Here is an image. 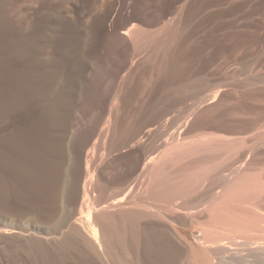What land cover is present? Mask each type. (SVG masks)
I'll return each mask as SVG.
<instances>
[{
	"label": "rangeland",
	"instance_id": "374dc122",
	"mask_svg": "<svg viewBox=\"0 0 264 264\" xmlns=\"http://www.w3.org/2000/svg\"><path fill=\"white\" fill-rule=\"evenodd\" d=\"M131 27L137 30V40L136 38H134L135 40H131L130 37L123 34V30L125 31V29L127 30ZM139 34H141L140 38ZM11 73L12 76L15 73V78L18 81H22V83L19 82L22 86L19 87V85L18 90L23 88L25 81L23 78H26L28 75L35 82L34 84L24 85V88H27L26 90L24 89V92L28 91L34 95L31 98L32 104H38L39 102V104L42 103L45 106L51 105L47 107L53 109L49 113L50 116L48 115L52 126L51 129L54 133L52 139L57 151H60L58 153L56 151L55 153V156L58 157L54 158L59 159V162L56 161L53 168L61 163L62 167L59 165L58 168H55V170L57 169L56 171L52 168L53 175H56L54 178L58 177L57 179H53V175L50 176L54 181L50 179L48 174L51 172H49L46 176H49L50 180L46 177V180L43 182V188L46 187L43 191L46 190L45 193L48 195L47 198L49 197L48 200L45 198L44 193L39 194V190H37L39 184L37 189L34 187L36 191L29 187L25 192L26 194L30 192L31 195L36 193L37 196L39 194V198L36 199L37 196L35 194V196L28 194V198L26 194L24 195L27 197L16 195L19 192L14 193L16 195L14 197L13 191L17 188V185H12V182L15 181L13 182L15 184L17 180L14 179L12 181V178H14H11L12 175H9V180L11 178L9 182H7L8 178H6L7 183H2L5 186L10 184L14 190L10 189V186L6 188V191L5 186L0 189V191L3 190V193L13 190L12 193H7L8 195L4 193L7 197L1 194L2 192L0 193V264H87V257L91 262L92 258L97 256L96 254L100 249L95 244L94 250L97 253L94 254L93 250L87 246V242L84 241L86 239L92 240L91 237H88L90 231L88 223L82 219L87 224H83L81 221L83 225L78 226L80 222H77V229L74 230L72 227L74 226L75 228L76 225L74 224L77 223L73 224L72 222L73 226L70 225L72 226L70 227L64 222L71 223L77 215V209H81L80 211L82 212L84 207H88L87 209L88 211L90 209V212H86L85 208L86 214H83V210L82 215L85 217L89 213V224L99 228L104 223L95 225L97 223H93L95 218L93 220L92 215L94 214L95 216V214H100L101 212H98V210L93 213V211L97 209L104 210L108 202L112 204L113 200L111 201V199L113 197V199L119 195H121L119 197H122V193L120 192L116 196L114 193L116 190L120 191L119 188H121L122 192L130 195V192L134 193V190L139 191L140 188H143L142 186L140 187V183H133V187L129 188L128 183L125 182L126 179H129L130 175H135V171L137 173L139 169L136 168V170L133 165L132 168L130 166L131 162L134 164V159L137 160L136 157L144 156L145 158L149 153H155L154 149L152 150L153 146H149V144L152 145L149 140L152 137H158L159 139V136L161 137L160 134L164 133L163 127L159 125V128H156L154 126L157 125L158 127V122L166 117V115L177 111L179 107L181 109L187 107V103L191 101L194 102L195 112L196 109L198 110L199 114L196 113L198 116L205 115L202 109L209 104L208 108H212L214 105L216 106L221 104V102H225L221 104L220 111H222L225 105L230 107L237 102L239 104L242 103L237 108V110H240L238 115L222 116L220 115L221 112L217 113L219 111L213 112V114L216 112L219 115L214 114L215 116H213L212 113L207 115V122H210L212 119L214 121L212 129H208L207 127V130L203 124L206 123L204 122L206 115L203 118L200 117L203 123L201 121L199 123L198 116L194 115V117L192 115L195 112L185 122L184 128L181 126L183 129L177 128V131L181 130L178 132L179 134L176 132V136L178 137L185 134L188 135L186 137H189L191 134L190 130H192L190 136H193L195 132L198 133L206 130L222 134L226 138L228 137L229 141L224 138L227 142L225 141V143L222 140L224 142L222 144H229V146H225L226 149L224 148L222 151H216L217 154H215V157L219 156L216 159L217 161L218 159L221 161V166L216 165V168L218 167L216 169L214 167L215 164L212 163L216 162L214 161L216 160L215 157L214 160L210 159L211 161L209 162L213 165H209V169L211 166L214 168L210 169V172H207V177L204 175L203 180L200 179L197 183L191 185L193 188L190 186L191 189L188 188L187 193L185 191L179 198L173 199L177 205L182 206H177L174 202H169L171 205L168 204L167 206L165 205L167 204V199H161V201L159 199L158 201L167 207L166 210L163 206L165 211L162 209L164 211L162 212L161 209L159 210V208H162L160 202L156 201V203H159L157 207L160 206L157 209L158 211L155 209V202L151 199L149 200L145 197L147 199L145 204L150 202L151 205L154 203L152 205L155 207L154 209L158 218L162 217V213L164 214L163 218H166H160V223L165 224L167 227L170 225L173 217L182 216L186 218L187 213H195V219H197L198 223L202 221L203 223H201L204 228L214 231L213 234H217L218 231L221 235L216 236V234H212V236L213 238L215 237V240L218 236L219 238L221 237L217 239L220 241L217 243L213 242V245L212 243L204 245L209 249L212 259H214L212 260L213 264H264V101H253L248 96L250 91L264 88V0H0V85L1 83L4 86L8 84V78ZM7 74H9L8 77ZM17 74L21 75V78ZM207 88H211L212 92L207 90ZM204 89L209 93L206 90L204 91ZM19 91L21 92L23 89ZM36 92H38L37 95L41 93L40 95L42 96H37ZM214 92L215 94L210 98L208 95ZM203 98L204 100L208 99L205 101L206 103L203 101ZM194 100L196 102L199 101V105ZM137 118L138 121H136ZM193 118L195 121L197 118L198 122L193 123ZM107 120L108 122H106ZM191 122L195 127H191L193 125ZM130 123L134 125L132 126ZM125 124L128 125L127 130L129 133L124 132L125 135L123 133V136V131L120 133L119 131ZM202 124L204 127H201ZM131 126L133 129L129 130ZM219 126H221L220 129ZM149 127L151 128L149 134L152 137L149 136V138L151 137L150 139L146 138L145 140H148L146 142L143 140L142 135L146 129H150ZM160 127L162 128L161 131ZM154 133L157 137H154ZM119 135L122 136L119 137ZM117 137L118 139L123 138L117 140ZM233 138L235 139L232 141ZM158 139L156 140L158 141ZM181 139L175 140L182 142L183 140ZM177 141L175 142L178 144ZM158 142H156V150L158 151H161L164 143L171 142V144H175L171 139L167 142L161 141L160 143L163 142L162 145ZM158 144L162 146L161 149ZM144 147L146 150L151 149L150 152H147L148 150L145 151ZM164 147L166 146L164 145ZM229 148L232 149L230 150ZM168 156L170 157V155ZM61 157L64 159L62 160L63 162L61 161ZM141 157L138 160L143 159ZM169 157L167 159L164 158V162ZM173 158L171 160H174ZM85 159L88 161L89 171H92V176L90 175L85 183L86 196L89 197L88 201H85L87 199L86 196L82 199L83 189L81 188V181H84V176L86 175ZM183 159L185 158L179 160L181 162L178 165L183 166L181 164ZM171 160H168L165 164L163 163L165 166L168 164L169 170L165 168V171L171 172L169 168V165L172 163ZM185 160L189 161V159ZM186 161L183 164L186 165ZM219 161L216 163L218 164ZM128 164L129 166H127ZM127 167L131 169H125ZM174 167L173 165L171 166L172 170L176 172ZM221 167L224 168L222 169ZM180 169V173H174L178 178H181L179 177L180 174L184 177L185 171L183 172L182 170L185 169L183 167ZM124 170L130 171V174L124 172ZM59 171L60 173L57 174ZM124 173H126L125 177ZM120 174L122 176L118 178L117 175L119 176ZM58 175H62V177L60 176L61 181ZM113 175H116L114 176V180ZM111 176L113 180V185L111 184L112 188L114 189L113 186L115 188L117 186L118 188L112 189L114 192L110 194L109 192L112 191L110 190L111 185L108 186L104 183L109 181ZM233 176L235 177L233 178ZM116 177L118 180H115ZM56 180L59 181L58 186L55 184ZM64 181H67L68 184L66 186V183H63L66 189L64 188L65 191L60 192L63 186L61 184ZM119 181L122 182L120 183ZM237 181L240 184H235ZM45 182H48V184ZM199 182L201 183L198 184ZM51 183L52 185H50ZM119 184L123 185L120 186ZM219 184H222L224 189ZM103 185H106V187ZM136 185L140 188L137 186L135 189L134 186ZM51 186L53 190L55 189L54 191L50 189ZM127 186L128 189L126 188ZM103 187L105 189L108 188L105 193ZM216 188L217 191H215ZM234 188H238V190H234ZM56 189L59 191L57 192ZM130 189L131 191L129 192ZM50 190L51 193H49ZM220 190H222V194ZM231 190H234L233 194ZM101 191H103L102 194ZM59 193L63 195L65 193L66 196L64 195V198L66 202L64 200V203L62 202L63 195ZM103 193L107 194L106 198L109 200L105 201L107 202L106 204L103 202L104 199L106 200ZM108 193L112 196L111 199H108L110 198L108 197ZM113 193L114 195H112ZM136 194L137 196L139 194L138 197L142 199V202H137L142 204L145 200L144 192H141L143 198L140 193L137 192ZM218 194L222 195L221 200ZM99 195L103 200L101 204H105L103 209L99 203L97 206L96 200H98L97 196L99 197ZM134 196L135 193L133 194V200L137 197ZM30 197H34L35 199H30ZM3 198L4 200H2ZM16 198H19V201ZM100 198L99 201L101 200ZM122 198L121 201L123 200L124 202L129 200L125 201V194ZM137 198L136 200H139ZM21 199L23 202H21ZM25 199L27 201L29 199L28 204L24 202L26 201ZM80 199L85 200L82 202ZM47 201L50 204H47ZM56 201L58 203L62 202V206L59 204L62 208L64 205H67L72 211L66 208V206L64 208L65 210L67 209L68 215L66 213L67 216L64 215V212L61 213L63 210L60 206L58 207V203H55ZM119 201H117L118 204L121 202ZM202 201L204 202L202 203ZM94 202H96V209H94L95 206L93 208H91L92 206L90 207ZM124 202L123 205L131 203V201ZM32 203L33 206L34 204L36 206H31ZM37 203L43 205L38 206ZM113 203L116 206L115 204L114 206L109 204L108 208L118 206L117 210L113 208L116 210V213L118 211L125 212V209L128 208L127 206H123L122 203L119 204L121 206L116 202ZM206 203L209 208L208 206L206 207ZM53 204L57 205H55L56 208ZM216 205L219 207L221 205V207L218 208ZM2 207L5 208L3 209ZM108 208L106 210L111 211ZM140 208L138 207V209ZM168 208H177L178 211L176 212V209L168 211ZM47 209L52 211V215H50L51 213ZM135 209H137V206ZM212 210L215 212L213 213ZM150 211L153 213L152 209ZM166 211L168 212L166 213ZM59 212L61 214L58 217ZM105 212L109 214L107 211ZM73 213H76V215L72 216ZM102 213L104 212L102 211ZM102 213L97 215L98 219H101ZM113 213L110 212V214L114 215ZM116 213L115 215L117 216ZM217 215H222L223 217H214ZM157 216H155L156 219ZM59 218L61 219L59 220ZM63 218H66V220L62 222ZM211 218L213 219L212 222L210 221ZM67 219L72 220L69 221ZM98 219L96 218L97 221ZM101 221L103 222V218ZM209 221L211 224L214 223L213 227L208 223ZM144 222L142 220L143 224H145ZM201 223H199V226ZM59 224L60 226H58ZM105 224L101 226L99 232L96 229L97 235L103 234L104 230L108 231L107 234L110 232ZM55 227H59L60 230H56L57 228L55 229ZM81 230L83 233L88 231L86 233L87 237L85 234H81L82 232L79 233ZM76 231L80 235H77ZM67 232L71 235L76 232L74 235L75 241L76 238L85 237L83 240L85 245L82 246L83 243L82 245L80 244L82 238L78 239L80 242H74V238H71L73 235H65ZM225 232L228 233L225 234ZM66 239V242H71V246L64 245L65 241L63 240ZM98 239H101V237L99 236ZM75 243L79 244L77 248L80 245L81 248H73L74 246L76 247ZM65 244L67 245V243ZM72 245L74 246L72 247ZM65 247L68 249L72 247V250H67ZM82 247L83 249L88 247L90 253L87 254L89 251L84 250V253L86 252L87 254L85 255L82 252ZM80 250H82L81 254L79 253ZM101 252L99 251V253ZM103 254L101 253L103 257L98 255L105 260L96 257V260L99 259L102 262L93 260L91 264L93 262V264H97L98 262L105 264L107 260L105 254ZM81 256L86 260H84L85 262L80 258Z\"/></svg>",
	"mask_w": 264,
	"mask_h": 264
},
{
	"label": "bare ground",
	"instance_id": "6f19581e",
	"mask_svg": "<svg viewBox=\"0 0 264 264\" xmlns=\"http://www.w3.org/2000/svg\"><path fill=\"white\" fill-rule=\"evenodd\" d=\"M136 28H129V29H125V31L123 30V34H125L126 36H128V37H130L131 38V40H133L134 38H136V40H137V36H138V34H136ZM139 33V32H138ZM136 34V35H135ZM157 34V33H156ZM130 35V36H129ZM131 35H133V37H131ZM140 36H139V38L141 37V34H139ZM135 36V37H134ZM135 40V39H134ZM133 42V41H132ZM131 42V43H132ZM133 44H134V42H133ZM162 44V43H161ZM157 45V44H156ZM163 46V45H162ZM29 66V65H28ZM5 67V66H4ZM29 68H30V66H29ZM11 69V68H10ZM28 69V68H27ZM26 69V70H27ZM3 70V69H2ZM8 70H9V68H8ZM16 70V69H15ZM12 71V70H11ZM33 71V70H32ZM14 72V71H13ZM12 72V73H13ZM5 73V72H4ZM10 73V72H9ZM12 73L9 75V74H7V77H8V75H9V82H8V84L6 85V86H4V85H2V83H1V85H0V189H2L3 188V186H5V185H3L5 182H6V178H8V180H7V182H9L10 180H11V178L12 177H14V178H12V181L14 180V179H16L17 181H16V183L14 184L13 182H15V181H11L12 182V185H14V186H16L17 188H15L14 186V188H15V190L17 191H15L13 188H12V186L9 184V185H7V186H5L4 188H5V191H6V188L8 187V186H10L9 188L11 189H13V190H11V191H7V193L8 194H10V192L12 193V191H13V194L15 193H18L19 192V194H16V195H22V197H27L26 195H28V194H30V192H28L27 194L25 193L26 192V190L27 189H29V187H31L33 190L36 188L37 189V187H38V184H39V187H38V189L37 190H39L38 192H39V194L41 195L42 193H44V195H45V198L48 200V198H47V196L48 195H46V190L45 191H43L44 189H46V187H44L43 188V182H44V180H46V175L49 173V172H51L52 173V170L54 169L55 170V168H58L59 167V165H61V167H62V163L61 164H59L58 165V163H57V167H55V168H53L54 166H55V164H56V161H58L59 159H55L54 157H58V156H55V153H56V151H57V149H56V146H55V144H54V140L52 139L53 138V132H52V126H51V123L49 122L50 120H49V113L53 110L51 107H47V106H49V105H44V104H42L41 102V104H39V102H38V104H35V103H33L32 104V102H31V98H32V96L34 97V95H32V93H30V92H24L27 88H24V85L26 84V85H28V84H34L35 82H33V80H32V78L28 75L26 78L24 77L23 79H25V81H24V85H23V88H21V89H23V91H19V90H21V89H19L18 90V86L20 85V83H22V81L20 80V81H18L16 78H15V76L14 75H16L15 73H14V75L12 76ZM29 73V72H28ZM31 73V72H30ZM18 74H20V73H18ZM17 74V76H19ZM26 74V73H25ZM32 74V73H31ZM30 74V75H31ZM27 75V74H26ZM23 76H25V75H23ZM35 76V75H34ZM33 76V77H34ZM37 76V75H36ZM20 78H21V75L19 76ZM18 77V79H20ZM34 78H37V77H34ZM4 79V78H3ZM3 79H2V81H3ZM16 80H17V82H16ZM35 80V79H34ZM6 82V81H5ZM20 82V83H19ZM38 82V81H37ZM16 85H17V88H16ZM180 86H181V84H179ZM3 86H4V88H3ZM22 85H20L19 87H21ZM44 86V85H43ZM179 86V87H180ZM26 87V86H25ZM32 87H33V85H32ZM182 87H184V86H182ZM41 88V87H40ZM25 89V90H24ZM38 89V88H37ZM179 89H181V88H179ZM211 88H207V90H209L210 92H212V90H210ZM206 89H204V91H205ZM206 90V91H207ZM42 91H43V89H42ZM23 92V93H22ZM40 92H41V90H40ZM177 92V91H176ZM175 92V93H176ZM37 93L38 92H36V95H37ZM42 93V92H41ZM41 93H39V95L41 94ZM44 93V92H43ZM207 93H209L208 91H207ZM33 94H34V92H33ZM202 94H204V92H202ZM206 94V93H205ZM211 95H208V94H206V95H208L210 98L213 96V94H215V92L214 93H210ZM39 95H37V96H39ZM201 95V94H200ZM42 95H40V97H41ZM248 96H249V99H251V100H255V101H264V88H262V89H255V90H252V91H250L249 93H248ZM36 97V96H35ZM39 97V98H40ZM199 98H201V97H199ZM205 98V97H204ZM204 98H203V101L205 102L206 100H208V99H205L204 100ZM49 99V98H48ZM200 100V99H199ZM195 101V100H194ZM113 102V101H112ZM191 102H192V104H191ZM191 102H189L190 103V105H189V103H187V107H183V109H181L180 107H179V109H181V110H177V111H174V112H172V113H169L168 115H166V117H164L160 122H158L159 124H158V127H157V125L156 126H154V127H156V128H159V125L161 126V127H163V133L164 134H160V133H158V134H160L161 135V137L159 136V139H158V137L157 136H155V133H154V137H157V138H153L152 137V135L151 134H149V131L151 130V128L150 129H146V131H145V133H143V135H142V137L144 138L143 140H145L146 138L148 139L149 138V136H151L149 139V141L151 142V144L152 145H150L149 144V146H153V148H152V150L153 151H155V153H149V155H147V156H145V158H144V156H142L143 157V159H141V160H138L139 159V157H141V156H139V157H136V159L137 160H135L134 159V162L136 163V165H134L132 162H131V167L133 168V166L135 167V169L136 168H139L138 169V171H137V173H136V171H135V169H134V171H135V175H126V176H129L128 178L129 179H131V180H129V179H126V181L125 182H127L128 183V186H129V188L130 187H133L132 185H134L133 183H140V187L142 186L143 188H144V190H143V188H140L138 185H136V186H134V188L136 187L137 188V186L140 188V189H142L141 191H140V189H139V191H136V190H134V193H135V196L134 197H136L137 196V192L138 193H140V195H142V198H143V194H141V192H144V201H143V203L142 204H140L139 202H137V201H140V202H142V199L141 198H139L138 196H139V194H138V198H139V200H136V198L133 200L132 198H133V192H130L131 191V189L129 190V192L132 194V196H131V194L130 195H128V193L126 194V193H124V192H122L121 191V188H119V190L120 191H117L116 190V192H114L113 190L114 189H117L118 187L116 186V188H115V186H113L114 187V189L112 188V183H113V180H114V176H116V175H113V180H112V176H111V178L109 179V181H106L104 184H106V185H111L110 186V190H112V191H110L109 193L111 194L112 192H114L115 194H116V196L119 194L118 192H120V193H122V197H123V195L125 194V197L126 198H124L125 199V201L127 200V199H129V200H127L128 202H130L131 201V203H127V201L126 202H124L123 200V202L124 203H127L126 205H123V202L121 201V199H123L122 197H119V196H121V195H119V196H117V197H115V199H111V197L112 196H110V194L108 193V197H110V198H108V199H111V201L113 200V202H116L117 203V201H119L120 203H122V205L123 206H127L128 208V210L127 209H125V212H120V211H118V213H116L115 211L117 210V208H118V206L117 207H113V208H116V210H114L113 208H112V206L111 207H109L110 209H111V211H109V210H106V208H108V206H110V205H113L114 206V204L115 203H113L112 202V204H111V202L109 203H107V202H105V201H109V200H107V194L105 195L104 193L106 192V190H108V188H104L105 189V191H104V193H103V196L106 198V200L104 199V197H103V199H104V201L100 198L101 196L99 195V197L97 196V198H98V200H96V202H97V206H98V203H99V205H101L102 206V209H103V206L106 204V206L104 207L105 209V211H107L109 214H107L104 210H100V209H97V210H95V211H93V213H95V212H97L98 210V212H101L102 213V211L104 212V213H102V215H101V219H98V216L97 215H100V214H95V216H94V214L92 215L93 216V220H94V218H95V222L93 221V223L95 224V223H97V224H95V225H99V224H102V223H104L105 224V222H106V224L105 225H107V229L108 230H110V234L108 235L107 234V230H104V233L107 235H105L104 233V235L102 234H100V235H97V230L96 229H98V232H99V229L101 228V226L102 225H104V224H102V225H100V227L99 228H96V226H93V225H90L89 224V218H90V216H89V213H87V215L84 217L83 215H82V212H83V210H84V212H85V208L86 207H84V209H82V212L80 211V210H78L77 209V211L80 213V215H78L79 213L76 211V213H77V215H76V213L74 214H72V216L73 215H76L75 216V218H74V220L73 221H71V223L70 222H68V223H66V218L64 219H62L61 221L63 222V220L65 221L64 223L65 224H67V225H72L73 226V224L74 223H77V222H80V224L78 225V223L77 224H74V225H76L75 226V228H74V226L72 227V226H70V227H72L74 230L75 229H77V225L78 226H82L83 224H85L86 222L88 223V225L90 226L89 228H90V231H89V236L88 237H91V239L93 240H84V238L85 237H83V236H81V245H82V243H83V245L82 246H84L85 244H84V242H83V240L85 241V242H87V246L88 247H90V249H92L93 250V252H94V254L95 253H97V252H95V248H94V246H95V244L97 245V247H98V249H100L99 251L103 254H105V258H106V263L105 264H213V262H212V260H214V259H212V256H211V253H210V251H209V249H207V247H205L204 245H206V244H211L212 243V245H213V242H219L220 240H217L218 238H219V236H218V238L215 240L214 238H213V236H212V234H213V232L214 231H209L207 228H204V226H203V222L201 223L200 221H199V223H201V225L199 226V223L197 222V219H195L196 217L194 216V214L193 213H185L187 216H186V218H184V217H182V216H175V217H173V219L170 221V225L167 227V226H165V224H162V223H160V218H162V219H164L163 218V216H164V214L162 213L161 215H162V217H160V218H158V216H157V214H156V211H155V209L157 210L160 206L162 207V208H159V210L161 209V211H162V209L164 210V208H163V206H164V204L162 203V202H160L161 201V199H167V200H171V201H167L166 200V202H167V204H165V205H167L168 206V204H169V202H174V200L173 199H175V198H179L185 191H186V193H187V190H188V188L189 189H191L190 188V186L191 185H193V184H195V183H197L200 179L201 180H203L202 178H204V175L206 176V174H207V172H210V169L212 170V168H216V165H220V163H221V161H219V159H218V161H219V163L217 164L216 162H218L217 161V159H216V157H218L219 158V156L217 155L216 157H215V154H217V152H218V150H220V151H222V149H224L225 148V146H229V144L228 145H223L222 143H224L225 141H226V139H228V137L226 138L224 135H222V134H217V133H214V132H210V131H206L205 129V131H202V132H198V133H193V136H190L191 134H192V130H190V132H191V134L190 133H188V134H190L189 135V137H186V136H188L187 134H185V135H180V137H178V136H176L177 135V133L179 132V131H181V130H179V131H177L179 128H181V126H183V128H184V124H185V122H187V120L188 119H190L191 117L190 116H198L197 114H199L197 111V109H196V112H195V107H194V102L193 101H191ZM196 102V101H195ZM199 102V101H198ZM198 102H196L198 105H199V103ZM203 103V102H202ZM202 103H200L201 105H204V104H202ZM206 103V102H205ZM218 103V102H217ZM224 104L225 102H221V104ZM221 104H219V105H214V107H210V108H208L209 106H210V104L209 105H206V107L204 106V108L201 110L204 114H201V115H204L205 116V118H204V122H206V123H203L202 122V120H200V117H204V116H198V119L196 118V121L198 120L199 121V123H200V121H201V123H203L204 124V126L206 127V129H207V127H208V129H212L213 127H214V121H213V119L211 120V121H213V122H211L209 119V121L210 122H207V118L206 117H208L207 115H209L210 113H212L213 114V112L214 111H219V112H217V113H220V115H222V116H224V115H226V116H233V115H235V114H237L238 115V112L240 111V110H237V108H239L241 105H242V103H240L239 104V102H237V103H235V104H233V105H231L230 107L229 106H224V109H222V111H220V107H222L221 106ZM189 105V106H188ZM198 105H196L197 107H200V106H198ZM51 106V105H50ZM213 106V105H212ZM196 107V108H197ZM201 108V107H200ZM205 109V110H204ZM54 110H55V107H54ZM169 111V110H168ZM141 112V111H140ZM195 112V113H194ZM200 112V111H199ZM202 112H200V113H202ZM142 113V112H141ZM166 113V112H165ZM168 113V112H167ZM192 113H194V114H192ZM197 113V114H196ZM216 112L214 113V114H217ZM54 114V113H53ZM192 114V115H191ZM212 114H211V118H212ZM213 114V116H215ZM49 115V116H48ZM56 115V114H55ZM165 115V114H164ZM217 115H219V114H217ZM236 115V116H237ZM51 116H53V115H51ZM194 116V117H195ZM210 117V116H209ZM194 119V118H193ZM193 119H192V121H193ZM205 119H206V121H205ZM215 119V118H214ZM136 121H138V118L136 119ZM195 121V119H194V122L193 123H195L196 122ZM197 121V122H198ZM52 122V121H51ZM62 122V121H61ZM106 122H108V120L106 121ZM105 122V123H106ZM196 122V123H197ZM104 123V124H105ZM133 123V122H132ZM132 123H130L132 126L134 125V124H132ZM137 123V122H136ZM192 122H191V124H193ZM107 124V123H106ZM203 124H202V126L201 127H204L203 126ZM105 126V125H104ZM103 126V127H104ZM108 126V125H107ZM130 126V125H129ZM132 126L131 127H129L130 129L129 130H132L133 128H132ZM195 127V125L193 124V125H191V127ZM197 126V125H196ZM54 127V126H53ZM122 127H124V128H122ZM121 128H122V130H121V128H120V131H119V133L120 132H122V135H123V133L125 132V133H129L128 132V130H127V128H128V125L127 124H125L124 126H122ZM153 127V128H154ZM160 127V128H161ZM199 127H200V125H199ZM220 127L221 126H219V129H220ZM62 128H64V127H62ZM178 128V129H177ZM183 128H181V129H183ZM54 129V128H53ZM165 129V130H164ZM201 129V128H200ZM203 129V128H202ZM207 129V130H208ZM114 130V129H113ZM162 130V128L160 129V131ZM127 131V132H126ZM159 131V130H158ZM157 131V132H158ZM159 131V132H160ZM165 131H166V135H165ZM177 132V133H176ZM188 132H189V130H188ZM125 133H124V135H125ZM162 133V132H161ZM114 134V133H113ZM157 134V133H156ZM179 134V133H178ZM122 135H119V137L120 136H122ZM123 135V136H124ZM163 135H164V137H163ZM181 137H183L182 139H181ZM123 138V137H122ZM122 138H119L120 140L122 139ZM161 138V139H160ZM224 138H226L225 140H224ZM230 138V137H229ZM118 139V137H117V140H119ZM156 139H158V141L159 140H161V141H165V142H167V141H169V139H171L173 142H175V141H177V140H183L182 142H178V144L175 142V144L174 143H172L171 144V142H169V143H164L163 144V142L162 143H160L161 141H157ZM175 139H177V140H175ZM235 138H233L232 139V141L234 140ZM175 140V141H174ZM222 140H224V142H222ZM146 141V140H145ZM148 141V140H147ZM146 141V142H147ZM228 141H229V139H228ZM156 142H158V143H160L161 145L163 144V148L161 149V147L162 146H160L159 144V146H160V149H161V151H158V150H156L157 148H156ZM227 142V141H226ZM225 142V143H226ZM180 143V144H179ZM169 144V145H168ZM231 144V143H230ZM238 144V143H237ZM146 145V144H145ZM157 145V146H158ZM164 145L166 146V147H164ZM234 145V144H233ZM169 146V147H168ZM171 146V147H170ZM150 147V148H151ZM236 147V146H235ZM145 148V147H144ZM148 148V147H147ZM233 148H234V146H233ZM159 149V150H160ZM226 149V148H225ZM228 149V148H227ZM230 150L232 149V148H229ZM236 149H237V147H236ZM145 151H147L146 150V148L144 149ZM151 150V149H150ZM150 150H148L147 152H150ZM229 150V151H230ZM152 151V152H153ZM217 151V152H216ZM220 151H219V153H220ZM58 152H60V151H57V153ZM87 152V154H89L88 153V151H86ZM226 152H228V151H226ZM146 153V152H145ZM218 153V154H219ZM235 153V152H234ZM61 154V153H60ZM57 155V154H56ZM137 155V154H136ZM143 155H144V153H143ZM146 155V154H145ZM168 155H170V157L171 158H173L174 160H171V158L168 156ZM64 156V155H63ZM169 157V159L168 160H171L172 161V163L170 164V162H169V168L171 169V172H169V171H165V168H167V170H169L168 169V164L165 166L164 164L166 163V162H168V160L166 161V162H164V158H166L167 159V157ZM173 156V157H172ZM186 156V157H185ZM130 157H131V155H130ZM129 157V159L131 160V158ZM141 157V158H142ZM187 157H189V158H187ZM214 157H215V159L216 160H214ZM85 158H87V157H85ZM182 158H185V159H189V161H186L185 159H183V162L185 163V161H186V165L185 164H183V162L181 163L183 166H181L180 164L178 165V163L179 162H181V161H179V160H182ZM213 159L214 161H216V162H212V163H214L215 165H214V167L213 166H211L210 167V169H209V165H213L211 162H209V161H211L210 159ZM221 158V157H220ZM129 159H128V161H129ZM165 159V160H166ZM62 160H64L62 157H61V161ZM185 160V161H184ZM212 160V161H213ZM59 162V161H58ZM63 162V161H62ZM188 162V163H187ZM129 164H130V162H128ZM164 163V164H163ZM208 163H210V164H208ZM129 164L127 165V166H129ZM64 165V164H63ZM133 165V166H132ZM152 165V166H151ZM173 165V167L175 168V170H176V172H179V169L180 168H182L183 167V169H185V170H182L183 172H184V174H183V172H181L183 175H184V177L181 175H179V177H181V178H178V177H176L175 176V174H178V173H176L174 170H172L173 168H171V166ZM223 165V164H222ZM163 166H165L164 168H163ZM221 166V165H220ZM117 167H119V166H117ZM53 168V169H52ZM218 168V167H217ZM216 168V169H217ZM222 169L224 168V167H221ZM61 169V168H60ZM63 169H64V167H63ZM69 169V168H68ZM125 169H128V167L127 168H125ZM129 169H131L130 167H129ZM128 169V170H129ZM164 169V170H163ZM208 169H209V171H208ZM57 170V169H56ZM55 170V171H56ZM59 170V169H58ZM137 170V169H136ZM215 170V169H214ZM213 170V171H214ZM235 170V169H234ZM62 171V170H61ZM85 171H86V175L84 176L85 177V179H84V181H81L82 182V186H81V188L83 189L82 190V192H83V196H82V199L86 196V192H87V190L85 191V183L87 182L86 180H87V178H89V176L91 175V170L89 171V164H88V161L85 159ZM119 171H121L120 169H119ZM132 171H133V169L131 170V174H132ZM180 171H181V169H180ZM232 171V170H231ZM230 171V172H231ZM64 172V171H63ZM118 172V171H117ZM117 172H115L116 174H117ZM124 172H126V173H129L130 174V171L128 172V171H125L124 170ZM212 172V171H211ZM234 172V171H233ZM48 174L49 176L50 175H53V173L52 174ZM55 174H56V172H54ZM60 173V171L59 172H57V174H59ZM65 173V172H64ZM114 173V174H115ZM120 173V172H119ZM118 173V174H119ZM121 173H123V172H121ZM126 173H124V177H125V174ZM173 173V174H172ZM175 173V174H174ZM180 173V172H179ZM222 173V172H221ZM220 173V174H221ZM133 174H134V172H133ZM215 174V173H214ZM228 174V173H227ZM230 174V173H229ZM235 174H237V173H235ZM241 174V173H240ZM9 175H12L11 176V178H10V180H9ZM71 175V174H70ZM208 175V174H207ZM48 176V177H49ZM56 176V175H55ZM54 175H53V179H57V178H54L55 177ZM59 177L61 176L62 177V175H58ZM64 176V175H63ZM66 176V175H65ZM69 176V175H68ZM73 176V175H72ZM77 176V175H76ZM92 176V175H91ZM120 176H122L121 174L118 176L117 175V177L118 178H120ZM133 176V177H132ZM178 176V175H177ZM203 176V177H202ZM210 176V175H209ZM208 176V177H209ZM236 176V175H235ZM235 176H233V178L235 177ZM47 177V178H48ZM61 177L59 178L60 179V181H61ZM117 177H116V179L115 180H118L117 179ZM207 177V176H206ZM226 177V176H225ZM224 177V178H225ZM50 179H52V177L50 176L49 177ZM48 178V179H49ZM64 178V177H63ZM66 178V177H65ZM76 178V177H75ZM222 178V177H221ZM47 179V180H48ZM49 179V180H50ZM52 179V180H53ZM58 179V180H59ZM67 179V178H66ZM227 179V178H226ZM48 180V181H49ZM69 180V179H68ZM71 180V179H70ZM130 181V182H128V181ZM224 180V179H223ZM54 181V180H53ZM53 181H51V182H53ZM57 181V180H56ZM55 181V184L57 185V184H59V181H57L56 182ZM209 181V180H208ZM220 181V180H219ZM225 181V180H224ZM232 181H234V180H232ZM6 182V183H7ZM74 182V181H73ZM120 183L122 182V181H119ZM203 182V181H202ZM3 183V184H2ZM46 183V182H45ZM54 183V182H53ZM63 183H66L65 185L67 186V181H64V182H62V184H61V186H62V191H60V192H63V191H65V189H66V186L63 184ZM126 183V184H127ZM201 182H199L198 184H200ZM226 183V182H225ZM237 183H239L238 181L235 183V184H237ZM46 184H48V182L46 183ZM73 184V183H72ZM89 184V183H88ZM88 184H87V186H88ZM115 184V183H114ZM123 184H125V183H123ZM123 184H119L120 186L121 185H123ZM130 184V185H129ZM224 184V183H223ZM227 184V183H226ZM225 184V185H226ZM240 184V183H239ZM43 185V186H42ZM50 185H52V183L50 184ZM55 185V186H56ZM75 185V184H74ZM74 185H73V188H74ZM106 185H103V186H105L106 187ZM118 185V186H119ZM219 185H221V187H223L222 186V184H219ZM55 186H53L54 188H55ZM58 186V185H57ZM65 186V187H64ZM69 186V185H68ZM126 186V185H125ZM125 186H123L124 188H125ZM128 186L126 187L127 189H128ZM218 186V185H217ZM227 186V185H226ZM238 186V185H237ZM35 187V188H34ZM60 187V186H59ZM72 187V186H71ZM192 187V186H191ZM216 187V186H215ZM232 187H234V186H232ZM232 187H229V188H232ZM43 188V189H42ZM50 188V187H49ZM65 188V189H64ZM68 188V187H67ZM73 188L71 189L72 190V192H73ZM103 188H101V189H103ZM135 188V189H136ZM193 188V187H192ZM199 188H200V186H199ZM228 188V187H227ZM36 189L34 190V191H36ZM50 189H52V186H51V188ZM60 189V188H59ZM100 189V188H99ZM103 189V190H104ZM222 189H224V187L222 188ZM235 189H237L238 190V188H234V190ZM31 190V189H30ZM48 190V189H47ZM53 190V189H52ZM55 190V189H54ZM53 190V191H54ZM123 190V189H122ZM126 190V189H125ZM132 190H133V188H132ZM195 190V189H194ZM219 190V189H218ZM226 190H228V189H226ZM226 190H225V193H226ZM233 190V191H234ZM32 191V190H31ZM33 191V192H34ZM56 191H57V189H56ZM59 191V190H58ZM57 191V192H58ZM124 191V190H123ZM126 191H128V190H126ZM215 191H217V188H216V190ZM221 191V194H222V190H220ZM219 191V192H220ZM233 191L231 190V192H232V194H233ZM2 192V193H1ZM102 192L103 191H101V194H102ZM108 192V191H107ZM237 192V191H236ZM236 192H234V193H236ZM0 193L1 194H3L4 196H5V194H7V193H3V190L2 191H0ZM49 193H51V190H50V192ZM56 193V192H55ZM66 193V192H65ZM65 193H64V195H65ZM76 193V192H75ZM93 193V192H92ZM99 193H100V191H99ZM114 193L112 194V195H114ZM124 193V194H123ZM189 193V192H188ZM0 194V195H1ZM7 194V195H8ZM14 194V197L16 196ZM24 194H26V195H24ZM36 195V193H33L31 196H33V195ZM38 194V193H37ZM39 194H38V196H39ZM56 194H58V193H56ZM60 194V193H59ZM71 194V193H70ZM192 194V193H191ZM200 194V193H199ZM203 194V193H202ZM215 194V193H214ZM223 194H224V192H223ZM2 195V196H3ZM7 195L5 196V197H7ZM24 195V196H23ZM34 195V196H35ZM51 195V194H50ZM53 195V194H52ZM60 195H63V194H60ZM62 196V202H63V200H64V202H66L65 200V196ZM129 196L128 198H127V196ZM204 195V194H203ZM226 195V194H225ZM228 195V194H227ZM3 196V197H4ZM37 196V195H36ZM37 196V198L36 199H38L39 197ZM131 196V197H130ZM210 196V195H209ZM212 196V195H211ZM215 196V195H214ZM218 196H220V200L222 199L221 198V196L222 195H219L218 194ZM224 196V195H223ZM233 196V195H232ZM9 197V196H8ZM14 197H13V199H14ZM19 197V196H18ZM21 197V196H20ZM43 197V196H42ZM41 197V198H42ZM61 197V196H60ZM59 197V198H60ZM70 197H71V195L69 196V200H70ZM81 197V196H80ZM151 199L153 202H155V207H153V205L152 204H154V203H152L151 205H150V202L149 203H147V204H145L146 202H147V199ZM206 197V196H205ZM225 197V196H224ZM234 197H235V194H234ZM2 198V197H1ZM28 198H29V195H28ZM51 198V197H50ZM55 198H56V196H55ZM54 198V199H55ZM86 200L85 201H88V198L89 197H87L86 196ZM96 198V199H97ZM99 198L101 199L100 201H99ZM131 198V199H130ZM137 198V199H138ZM172 198V199H171ZM200 198H201V196H200ZM207 198V197H206ZM205 198V199H206ZM212 198V197H211ZM210 198V199H211ZM226 198V197H225ZM233 198V197H232ZM6 200L8 199V198H5ZM10 199H12V198H10ZM17 199V198H16ZM30 199H35L34 197L33 198H31L30 197ZM43 199V198H42ZM57 199H58V196H57ZM82 199H80V200H82ZM141 199V200H140ZM160 199V201H158ZM217 199H218V197H217ZM2 200H4V198L2 199ZM9 200V199H8ZM15 200V199H14ZM13 200V201H14ZM18 201H19V198L17 199ZM17 200H16V202H17ZM26 200V199H25ZM41 200V199H40ZM44 200V199H43ZM51 200V199H50ZM49 200V201H50ZM60 201H61V198L59 199ZM84 200H82V202L84 201ZM136 200V202H134ZM148 200V201H149ZM173 200V201H172ZM176 200V199H175ZM198 200V199H197ZM202 200V199H201ZM208 200V199H207ZM216 200V199H215ZM28 201H29V199H28ZM28 201L26 200V201H24L26 204H28ZM35 201V200H34ZM33 201V202H34ZM52 201V200H51ZM59 201V202H60ZM101 201H103V202H105V204H101V203H103V202H101ZM133 201V202H132ZM146 201V202H145ZM151 201V202H152ZM156 201L157 202H160L162 205H160V206H158L157 207V204L159 205V203H156ZM185 201V200H184ZM183 201V202H184ZM200 201V200H199ZM205 201V200H204ZM204 201H202V203L204 202ZM21 202H23L22 201V199H21ZM36 202H38V201H36ZM35 202V203H36ZM43 202V201H42ZM42 202H40V203H42ZM53 202V201H52ZM51 202V203H52ZM61 202V203H62ZM63 202V203H64ZM89 202H91V201H89ZM96 202H94V204L93 205H90V207L91 208H93L94 206V209H96ZM177 202H179V201H177ZM183 202H182V204H183ZM185 202H187V203H189L188 201H185ZM209 202V201H208ZM13 203V202H12ZM11 203V204H12ZM19 203V202H18ZM30 203H31V201H30ZM50 204V202H48L47 201V204ZM55 203H58V201H56ZM61 203H58L57 205H58V207L61 205ZM86 203H88V202H86ZM119 203V204H120ZM175 203V202H174ZM24 204V203H23ZM22 204V205H23ZM25 204V205H26ZM38 204V206H42L43 204H40L39 205V203H37ZM60 204V205H59ZM68 204H70V203H68ZM81 204V203H80ZM110 204V205H109ZM118 204V203H117ZM118 204V205H119ZM131 205V207H130V205ZM149 204V205H148ZM176 204V203H175ZM186 204V203H185ZM194 204V203H193ZM219 204V203H218ZM225 204V203H224ZM31 205V204H30ZM44 205H45V203H44ZM54 205V204H53ZM56 205V204H55ZM54 205V206H55ZM56 205V206H57ZM88 205H89V203H88ZM87 205V206H88ZM129 205V206H128ZM169 205H171V204H169ZM177 205V204H176ZM184 205V204H183ZM205 205V204H204ZM0 206H1V204H0ZM8 206V205H7ZM9 206H11L10 204H9ZM16 206V205H15ZM17 206H19V205H17ZM31 206H33V203H32V205ZM36 206V204H34V206L33 207H35ZM37 206V207H38ZM49 206V205H48ZM56 206H55V208H56ZM62 206V205H61ZM60 206V208L63 210L61 213H63L64 212V215H66L67 214V212H66V210H65V208L64 207H66L67 205H64V209L62 208ZM84 206V205H83ZM115 206H116V204H115ZM119 206H121V205H119ZM132 206H134V207H132ZM137 206V209H135V207ZM177 206H182V205H177ZM198 206V205H197ZM196 206V207H197ZM201 206V205H200ZM208 205H207V203H206V207H207ZM217 206V205H216ZM6 207V206H5ZM4 207V208H5ZM53 207V206H52ZM58 207H57V210H58ZM81 207V206H80ZM89 207V208H90ZM132 208V209H135V210H132V209H130V208ZM138 207H141L140 209H138ZM165 208H166V210H167V207L166 206H164ZM170 207V206H169ZM172 207H175V206H172ZM184 207H186V206H184ZM191 207V206H190ZM204 207V206H203ZM205 207V208H206ZM215 207V206H214ZM218 208H220L221 207V205H220V207L219 206H217ZM3 208V207H2ZM3 208V209H4ZM15 208V207H14ZM49 208V207H48ZM59 208V209H60ZM66 208H68L69 209V207L67 206ZM88 208V207H87ZM86 208V212H90V209H89V211H88V209ZM100 208V207H99ZM108 208V209H109ZM155 208V209H154ZM178 208V207H177ZM177 208H168L169 210L168 211H170V209H171V211L173 210V209H176V212L179 210V208H178V210H177ZM208 208H209V206H208ZM207 208V209H208ZM1 209V208H0ZM9 209V208H8ZM10 209H13V208H10ZM19 209V208H18ZM30 209V208H29ZM50 209H52V208H50ZM54 209V208H53ZM93 209V210H94ZM114 211H113V210ZM150 209H152L153 210V213L150 211ZM215 209V208H214ZM224 209V208H223ZM15 210V209H14ZM28 210V209H27ZM47 210H49V209H47ZM56 210V209H55ZM69 210H71L72 211V209H69ZM74 210V209H73ZM119 210V209H118ZM127 210V211H126ZM188 210V209H187ZM5 211V210H4ZM40 211V210H39ZM38 211V212H39ZM61 211V210H60ZM92 211V210H91ZM115 212L116 214H117V216L115 215V213H113V212ZM155 211V212H154ZM158 211V210H157ZM165 211V210H164ZM164 211H162V212H164ZM168 211H166V213L168 212ZM180 211V210H179ZM197 211H199V210H197ZM217 211V210H216ZM33 212V211H32ZM49 212L51 213L52 211H50L49 210ZM83 212V214H86V212L84 213ZM110 212L111 213H113L114 215H112V214H110ZM119 212H120V214H119ZM201 212V211H200ZM211 212V211H210ZM212 212L214 213L215 211L214 210H212ZM48 213V212H47ZM58 213V212H57ZM60 212H59V214H58V217H59V215L61 214ZM66 213V214H65ZM106 213V214H105ZM158 213V212H157ZM159 213H160V211H159ZM9 214V213H8ZM17 214V213H16ZM38 214V213H37ZM56 214V213H55ZM192 214H193V216H192ZM201 214V213H200ZM199 214V215H200ZM220 214H222V213H220ZM10 215V214H9ZM42 215V214H41ZM50 215H52V213L50 214ZM53 215H54V213H53ZM68 215V214H67ZM66 215V216H67ZM189 215V216H188ZM203 215V214H202ZM227 215V214H226ZM63 216V215H62ZM71 216V215H70ZM72 216H71V218H72ZM97 216V217H96ZM155 216H157V219H156V217ZM185 216V215H184ZM190 216H192L191 218H190ZM221 216L222 215H220V216H214V217H219V218H221ZM61 217V216H60ZM69 217V216H68ZM100 217V216H99ZM193 217H194V219H193ZM207 217V216H206ZM223 217V216H222ZM227 217V216H226ZM55 218V217H54ZM96 218L98 219V221H100V222H98L97 220H96ZM102 218H103V222L101 221L102 220ZM230 218V217H229ZM61 218H59V220H60ZM73 219V218H72ZM72 219H70V220H72ZM82 219H84V221H86L85 223L83 222V220ZM91 219V220H92ZM155 219V220H154ZM166 219V218H165ZM67 220H69V219H67ZM69 220V221H70ZM142 220H143V222H144V220H146L144 223L145 224H143L142 223ZM157 220H159V221H157ZM201 220V219H200ZM229 220V219H228ZM81 221L83 222V224L81 223ZM97 221V222H96ZM105 221V222H104ZM163 221V220H162ZM211 222L213 221V219L211 218V220H210ZM208 222V223H210L211 224V222ZM72 222H73V224H72ZM225 222V221H224ZM61 223V222H60ZM70 223V224H69ZM86 223V224H87ZM234 223V222H233ZM62 224V223H61ZM82 224V225H81ZM205 224H207V223H205ZM215 224H216V221H215ZM230 224V223H229ZM57 225V224H56ZM63 225V224H62ZM61 225V226H62ZM67 225H66V227H67ZM87 225V226H88ZM198 225V226H197ZM209 225V224H208ZM208 225H207V227H208ZM212 225H214V223L213 224H211V227H213ZM220 225V224H219ZM8 226V225H7ZM55 226V225H54ZM58 226H60V224L58 225ZM210 226V225H209ZM216 226V225H215ZM214 226V227H215ZM223 226V225H222ZM234 226V225H233ZM251 226V225H250ZM254 226V225H253ZM252 226V227H253ZM104 227H106V226H104ZM103 227V228H104ZM216 227H218V226H216ZM255 227V226H254ZM3 228V227H2ZM8 228H10V227H8ZM8 228H6V229H8ZM57 227H55V229H56ZM59 228V227H58ZM56 229V230H60V228L59 229ZM64 228V227H63ZM69 228V227H68ZM71 228V229H72ZM78 228H80V227H78ZM88 228V229H89ZM250 228V227H249ZM1 229V228H0ZM53 229V228H52ZM65 229V228H64ZM83 229H85V228H83ZM104 229H106V228H104ZM224 229V228H223ZM228 229V228H227ZM232 229V228H231ZM236 229H237V227H236ZM3 230V229H2ZM73 230V231H74ZM233 230V229H232ZM100 231H102V230H100ZM106 231V232H105ZM215 231H217L216 229H215ZM225 231V230H224ZM253 231V230H252ZM68 232H71V231H68ZM66 233L65 235L67 236H69V235H71L70 233ZM77 233H78V231H76ZM76 232H75V234H76ZM82 232V230L79 232V233H81ZM85 232V231H84ZM88 231H86V233H87ZM103 232V231H102ZM223 232V231H222ZM228 232H230V231H228ZM228 232H225V234L226 233H228ZM232 232V231H231ZM44 233V232H43ZM65 233V232H64ZM77 234V235H80V234ZM86 233H81V234H85L86 235V237H87V234ZM252 233V232H251ZM74 233H72V239L74 238V235H75ZM210 234V235H209ZM216 234V233H215ZM215 234H213V235H215ZM240 234V233H239ZM76 235V236H77ZM217 235H221V234H219V232L217 231V234H216V236ZM224 235V234H223ZM245 235V234H244ZM100 236L101 237V239H98V237ZM249 236V235H248ZM250 236H251V234H250ZM240 237V236H239ZM255 237V236H254ZM61 238V237H60ZM79 238H76V241L77 242H80V240L78 241V239ZM221 238V237H220ZM219 238V239H220ZM227 238V237H226ZM230 238V237H229ZM243 238V237H242ZM68 239H70V237H68ZM71 239V240H72ZM214 239V240H213ZM245 239H246V237H245ZM224 240V239H223ZM257 240V239H256ZM63 241H65V243H67V245L64 243V245L65 246H71V242H66L67 241V239L66 240H63ZM74 242H76L75 241V238H74V240H73ZM239 241V240H238ZM252 241V240H251ZM254 241V240H253ZM234 242V241H233ZM57 243V242H56ZM70 243V244H69ZM73 243V242H72ZM254 243V242H253ZM257 243V242H256ZM74 244V243H73ZM244 244V243H243ZM246 244V243H245ZM251 244H252V242H251ZM75 245H76V247L74 246V245H72V247L73 248H76V249H79V248H81V245H80V247L79 248H77L78 247V245L79 244H76L75 243ZM253 245V244H252ZM61 246H62V244H61ZM211 246V245H210ZM226 246V245H225ZM72 247H70L69 249L67 248V247H65V248H67V250H70ZM88 247H86V249H83V247H82V250H80V254L83 252L84 253V250L86 251V250H88L89 251V248ZM209 247V246H208ZM76 249H75V251H76ZM102 249V250H101ZM67 250H66V252H67ZM72 250V249H71ZM96 250H97V248H96ZM78 251V250H77ZM82 251V252H81ZM99 251H98V253L96 254L97 256H95V257H93L92 258V261L94 260V261H100V262H102L101 260H99V259H95L96 257H100V259H103V258H101V253H99ZM69 252V251H68ZM92 252V251H91ZM92 252V253H93ZM77 253V252H76ZM90 253V251L89 252H87V254H89ZM85 255H87L86 254V252L84 253ZM101 255V256H99V255ZM103 254V255H104ZM84 257V256H83ZM103 257V256H102ZM218 257V256H217ZM83 261L85 260V259H83L82 258V256L80 257ZM86 258V257H85ZM70 260V259H69ZM86 260H87V264H91V262L88 260V257L86 258ZM85 260V261H86ZM103 260H105V259H103ZM84 261V262H85ZM73 262V261H72ZM100 262H98V263H100ZM105 262V261H104ZM94 263V262H93ZM92 263V264H93ZM97 263V264H98ZM101 264V263H100ZM216 264V263H215ZM218 264V263H217Z\"/></svg>",
	"mask_w": 264,
	"mask_h": 264
}]
</instances>
